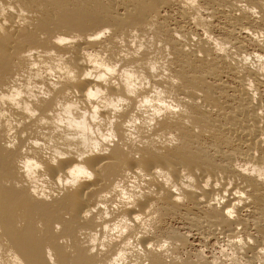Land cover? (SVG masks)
<instances>
[{
    "label": "bare ground",
    "instance_id": "6f19581e",
    "mask_svg": "<svg viewBox=\"0 0 264 264\" xmlns=\"http://www.w3.org/2000/svg\"><path fill=\"white\" fill-rule=\"evenodd\" d=\"M3 3L5 7L11 4L17 13H8L5 19L9 25L5 34L0 35V93L17 85L18 75L29 74V61L22 54L31 49L66 54V63L82 74L86 67L80 64L83 46L102 55L107 53L111 63L135 66L154 87L162 88L169 99L183 104L191 121L188 126L183 123L182 115H165L151 133L141 127V142L133 146L124 137L121 126L135 110L133 99L119 117L120 143L111 156H96L86 161L95 169L109 159L97 173L98 187L87 200L83 193L93 185L86 183L79 190L47 203L34 198L28 188L16 187L17 182H24L16 166L22 158L21 149L30 147L28 140L39 138L41 128L38 121L29 122L22 112L9 107L10 118L25 121L23 128L17 129V136L26 133L27 137L19 139L15 151L7 149V130L0 122V247L5 264L9 261V249L18 253L24 264H48L45 257L48 247L54 250L56 264H106L119 245L111 247L103 258L89 257L78 233L81 229L94 230L98 225L95 217L82 220L81 213L95 203L99 192L108 190L121 178L126 169L137 166L148 174L156 167L166 169L177 183L181 171L186 169L195 176L198 189L185 192L184 203H177L169 188L155 177L148 182L152 195L140 202L138 210L143 212L154 201V212L159 216L153 221V231L140 243L146 246L154 241L159 245L167 239L171 248L170 255L146 249L147 264H214V261L229 264L221 255L223 247L235 251L238 260L232 264H264V252L259 251L264 248V181L258 179L264 174V115L261 114L264 112V59H261L264 0H198L195 6H186V0H3ZM21 9L29 14L25 18L29 23L24 26L17 23ZM253 9L258 15L253 14ZM105 26L111 27L112 37L97 44L87 42L90 34ZM133 30L145 39L146 50L139 57L125 60L120 56L125 49L116 38L127 39ZM60 34L82 38V45L58 47L53 39ZM214 40H219L223 54ZM57 58L45 57V60L52 63ZM153 61L166 64L170 75L163 79H160L163 72L153 75L148 67ZM173 78L180 84L173 85ZM43 82L48 84L47 79ZM89 83L65 82L54 91L52 99L41 100L36 107L46 116L58 99H67L64 95L67 90L74 93L78 88L82 92ZM109 93L122 95L123 89L118 93L115 88H109ZM146 94L147 90L140 93ZM2 110L5 109L0 106ZM169 133H178L180 140L172 148L164 143ZM157 135L161 137L159 141L155 139ZM34 151L43 159L42 150ZM137 153L139 160L135 159ZM43 162L55 179L59 170L75 161H62L59 169ZM208 177L212 183L205 189L203 185ZM237 190L246 193L248 199L234 195ZM218 195L224 203L211 204ZM232 206L237 211L235 220L225 215V210ZM123 214L125 210L121 209L113 216ZM57 223L63 226L59 234L54 228ZM41 224L43 227H38ZM141 232L143 229L137 226L130 236ZM62 237L71 238V251L67 250L69 245L59 243ZM239 237L244 238L245 247L233 243ZM248 238L254 243L249 244ZM136 259L132 257L133 264Z\"/></svg>",
    "mask_w": 264,
    "mask_h": 264
},
{
    "label": "clouds",
    "instance_id": "9594fccd",
    "mask_svg": "<svg viewBox=\"0 0 264 264\" xmlns=\"http://www.w3.org/2000/svg\"><path fill=\"white\" fill-rule=\"evenodd\" d=\"M197 3L198 0H186V6L188 4L195 6ZM9 12L17 13V9L11 4L5 7L3 0H0V35L5 34L9 25V21L5 19ZM252 12L258 15L255 9ZM28 15L21 9L17 23L21 26L28 24L29 20L25 19ZM112 35L111 27L105 26L90 34L87 42L97 44ZM44 38L45 35L42 34L41 39ZM116 42L125 49L120 52V56L125 60L139 57L146 50V41L136 30H133L127 39L117 37ZM213 42L223 54L219 40ZM53 43L60 48L82 45V38L60 34L53 39ZM129 48L131 51H128ZM81 56L80 64L86 67L82 74H78L70 64L66 63L68 60L66 54L57 53L55 50L47 52L37 49L28 50L22 54V57L29 61V74L23 77L18 75L16 77L18 84L0 93V106L5 109L0 111V122L7 130L5 144L7 149L15 151L19 139L27 137L26 133L17 136V129L23 128L25 121L10 118L11 113L7 111L9 107L22 112L29 122L38 121L40 125L39 138L28 140L30 147L21 149L22 158L17 160L16 166L24 182H17L16 187L28 188L34 198L47 203L79 190L86 183L93 185L83 193L82 197L87 200L90 193L98 187L95 183L98 180L97 173L109 162V159L104 160L95 169L90 168L86 161L96 156H111L112 150L120 143V134L117 131V125L121 124L119 117L127 111L133 99L136 100L135 110L121 125L124 129V137L133 146L141 142L142 137L139 132L141 127L151 133L165 115H182L185 117L183 123L191 126V121L187 118L188 109L178 101L169 99L162 88L154 87L144 73L136 71L135 66L123 67L121 63H111L107 53L102 55L99 51H90L83 46H81ZM45 57L58 58L49 63ZM148 67L153 75L163 72L160 79L170 75L167 65H162L158 61L150 62ZM31 73L35 74L31 75ZM45 79L48 80L47 85L43 82ZM80 81L90 83L82 92L78 88L74 93L72 90H67L64 94L67 99H58L53 110L46 116L41 115L36 107L41 100L52 99L54 91L65 82L78 84ZM171 83L179 85L180 81L173 78ZM109 88H115L118 93L123 89V94L111 95ZM146 90L147 94L141 96L140 93ZM251 90L250 84L249 91ZM261 114L264 115V112ZM155 139L159 141L161 137L157 135ZM164 143L169 148L178 145L180 143L178 133H169ZM34 150H42L43 159L37 156ZM127 150L125 148V151ZM135 159H140L138 153ZM67 160L75 162L59 170L55 179L48 173V168L43 162L47 161L52 167L59 169L61 162ZM180 176L181 179L177 183L169 171L160 167L154 168L152 174L146 173L139 166L126 169L121 178L116 179L108 190L99 192L95 203L87 206L81 213L82 220L87 221L95 217L98 225L94 230L81 229L78 233L81 246L87 249V255L103 258L104 254L115 245H119V248L107 259L106 264H133V256L137 257L135 264H141L142 260L143 264H147L146 249L170 255L171 241L167 239L161 241L159 245L154 241H149L146 246L140 243L153 231V221L159 216L158 212H154L155 202L149 204L143 212L138 209L140 202L146 196L152 195L148 182L154 177L169 188L177 203H184L185 192L198 191L195 188L197 181L186 169L181 171ZM258 179L264 181V174H260ZM211 183L212 178L208 177L203 187L207 189ZM216 187L219 188L220 185L217 184ZM224 195L227 196V193ZM234 195L248 199L246 193L239 190ZM223 203L219 195L211 202L218 205ZM121 209H124L126 214L114 218L113 214L119 213ZM128 212L132 214L128 215ZM225 215L235 220L236 207L227 208ZM137 226L142 228L143 232L135 237L130 236L133 228ZM54 228L57 234L63 231L60 223ZM59 243L69 245L67 250H72L71 238L62 237ZM233 243L241 247L246 246L243 237L237 238ZM248 243L254 241L248 238ZM259 251L264 252V248ZM221 255L229 261V264L238 260L235 251H230L227 247L222 248ZM7 256L8 264H24L22 257L12 249H9ZM45 257L48 264H56L55 253L51 247L45 248ZM0 264H5L2 247H0ZM214 264H219V261H214Z\"/></svg>",
    "mask_w": 264,
    "mask_h": 264
}]
</instances>
